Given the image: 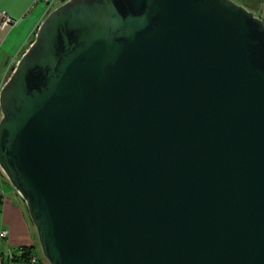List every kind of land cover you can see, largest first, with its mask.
<instances>
[{"label": "water", "instance_id": "95a60500", "mask_svg": "<svg viewBox=\"0 0 264 264\" xmlns=\"http://www.w3.org/2000/svg\"><path fill=\"white\" fill-rule=\"evenodd\" d=\"M0 111L49 264H264V3L68 0Z\"/></svg>", "mask_w": 264, "mask_h": 264}, {"label": "crops", "instance_id": "0c3cea01", "mask_svg": "<svg viewBox=\"0 0 264 264\" xmlns=\"http://www.w3.org/2000/svg\"><path fill=\"white\" fill-rule=\"evenodd\" d=\"M52 0H0L1 12H6L14 24L0 30V89L10 75L21 55L33 41L37 28L46 16ZM27 43V44H26ZM26 44V45H25ZM7 236L0 238V264H30L9 259V254L19 256L18 250L31 248L38 264H46L37 254L39 246L35 227L29 216L26 202L0 169V230Z\"/></svg>", "mask_w": 264, "mask_h": 264}, {"label": "built area", "instance_id": "2783aa9c", "mask_svg": "<svg viewBox=\"0 0 264 264\" xmlns=\"http://www.w3.org/2000/svg\"><path fill=\"white\" fill-rule=\"evenodd\" d=\"M14 24V20L6 13V12H1V18H0V30H5L12 26ZM7 230L1 229L0 230V238H4L7 236ZM23 249L20 248L17 252L19 256L22 255ZM13 254H9V257H11ZM25 259L21 260L24 261ZM26 262H29L30 264H38V259L35 257L34 254H30L28 258L25 260Z\"/></svg>", "mask_w": 264, "mask_h": 264}, {"label": "rangeland", "instance_id": "374dc122", "mask_svg": "<svg viewBox=\"0 0 264 264\" xmlns=\"http://www.w3.org/2000/svg\"><path fill=\"white\" fill-rule=\"evenodd\" d=\"M43 1H44V0H38V2L33 3V6H37V7L40 6V5L43 4ZM66 1H68V0H52V1L50 2L51 4L48 6V9H47V11H46V15H47L51 10H53L54 8H56V7L60 6L61 4L65 3ZM233 1H234V0H233ZM234 2L237 3V1H234ZM260 6H261V4H259V6H258L257 8H255V6H254L253 8H251L249 5H246L245 7H246L247 9L253 11L254 14H255V16H258ZM26 44H27V43H26ZM26 44H25V45H26ZM0 118H1V111H0ZM37 254H38V256L43 260L44 263L49 264L48 262H46V259L44 258L43 254H42V251H41V249H40V246H38V248H37Z\"/></svg>", "mask_w": 264, "mask_h": 264}, {"label": "trees", "instance_id": "16d2710c", "mask_svg": "<svg viewBox=\"0 0 264 264\" xmlns=\"http://www.w3.org/2000/svg\"><path fill=\"white\" fill-rule=\"evenodd\" d=\"M30 254H34L33 252H32V250H31V248H26V249H24V251H23V253H22V255L21 256H16V255H12L9 259H12V260H23V259H27L28 258V256L30 255ZM24 260V261H25ZM26 262V261H25ZM47 262V261H46ZM38 263H39V260H38Z\"/></svg>", "mask_w": 264, "mask_h": 264}, {"label": "flooded vegetation", "instance_id": "af4514ba", "mask_svg": "<svg viewBox=\"0 0 264 264\" xmlns=\"http://www.w3.org/2000/svg\"><path fill=\"white\" fill-rule=\"evenodd\" d=\"M237 1L238 4L241 5H249L251 8H253L255 6V8H257L259 6V4H263L264 0H260V2L256 1V0H234Z\"/></svg>", "mask_w": 264, "mask_h": 264}]
</instances>
